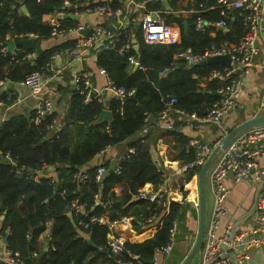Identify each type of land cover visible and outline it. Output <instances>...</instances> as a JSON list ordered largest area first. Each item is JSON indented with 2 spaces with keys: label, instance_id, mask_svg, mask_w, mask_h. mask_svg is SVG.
Masks as SVG:
<instances>
[{
  "label": "trees",
  "instance_id": "1",
  "mask_svg": "<svg viewBox=\"0 0 264 264\" xmlns=\"http://www.w3.org/2000/svg\"><path fill=\"white\" fill-rule=\"evenodd\" d=\"M139 1L145 3L149 11L163 8L159 0ZM181 1L169 0V6L172 10L177 9ZM62 2L0 0V83H22L33 72L51 76L53 55L75 45L74 41L47 45L52 29L43 18L59 8ZM77 4L78 10L83 12L88 7L102 4L123 7L124 0H80ZM23 6L28 14L22 10ZM201 6V15L211 24L206 33L196 30V15L187 19L174 14L163 16L167 24H177L181 28L182 38L178 44L148 45L143 38V28L137 23L130 27L136 41L130 43L128 52L120 53L118 49L128 41L123 35L117 48L110 47L108 41L103 43L96 55L97 67L106 70L116 87L134 89L132 98L136 103L128 99L121 105L114 98L105 103L100 96L86 101L85 95L71 86V89L66 88L69 95L66 125L58 133H54L56 112L47 115L40 123L33 120V112L30 120L21 114L9 117L0 125L2 233L7 239V248L27 264H116L115 257L107 250V226L90 224L85 230L80 225L81 221L88 223L93 216L105 214L111 221L122 216L133 217L138 233L151 226L144 222L154 213L159 220L164 219L162 227L152 238L139 244L126 243L130 254L138 255L141 260H151L155 249L169 242L170 228L183 214V205L172 203L165 215L163 209L155 211V204L140 199L139 193L148 183L155 189L166 184L168 172L155 150L159 138L164 137L169 146L170 158L185 166L196 161L197 148L182 131L188 117L182 116V121L170 116L173 127L166 129L160 124V113L166 108V102L175 98L170 115L181 111L206 117L219 99L217 90L222 87V83L209 80V76L213 71L223 69L222 65L191 68L189 64L177 62L176 54L187 48L204 53L212 47L238 46L247 32L236 11L232 12L225 30L213 25L222 19L218 0H193V4L183 10L200 9ZM185 21L187 28L184 27ZM104 26L116 33L120 31L114 26ZM211 31L216 33L215 37L211 36ZM11 41L14 51L3 54L2 47ZM130 55L135 56L141 66L135 72L128 61ZM78 84L84 89L83 82ZM16 101V94L0 88V104L12 105ZM104 109L113 114L111 124L97 122ZM152 125L156 126L151 128ZM144 129H147L146 133ZM124 143L123 156L116 164L104 162L102 166L107 172L98 179L99 165H93L92 161L107 149L118 148ZM130 149L134 152L129 153ZM118 166L121 168L119 173L115 171ZM49 167H56L54 175L44 174ZM199 170L200 167L196 166L189 168L187 181L198 175ZM75 173H86L87 180L78 182L73 178ZM116 188H121L120 195L115 193ZM75 200L84 205V213L72 212L70 206ZM2 216L4 220H1ZM50 222L52 232L48 250L38 251L39 238ZM85 235H89L87 240L83 237ZM123 259H129V254L124 253Z\"/></svg>",
  "mask_w": 264,
  "mask_h": 264
},
{
  "label": "built area",
  "instance_id": "2",
  "mask_svg": "<svg viewBox=\"0 0 264 264\" xmlns=\"http://www.w3.org/2000/svg\"><path fill=\"white\" fill-rule=\"evenodd\" d=\"M80 0H63L59 8H55L51 13L44 16L43 21L51 29V38H60L67 35H72V40L75 45L63 49L55 53L50 63V72L55 74L61 73L62 69L55 65L62 62L64 59H71L72 62L83 61L85 56L93 51L97 55L104 42L112 48H117L121 42L122 35L128 40L121 47L119 52L124 53L129 51L130 43L136 41V35L132 31L131 24L137 23L143 28V38L148 45H174L181 42V38L174 31L172 25H169L163 19V14L170 13L172 8L169 6V0H159L163 6L161 10L149 11L146 4L139 0H124L123 7H112L107 4L95 5V7L87 8L83 12L78 10V2ZM110 1V0H106ZM153 1V0H149ZM218 8L221 11L222 19L213 25L215 27L225 30L228 26V19L231 18L232 12L236 11L242 18L243 24L247 29L246 35L238 46L226 45L220 49L212 47L204 53H195L192 48H187L176 54L177 62H184L186 64H197L203 60L222 55H229L232 63L230 66H223L221 70L213 71L209 80H217L222 83V87L217 90L219 99L214 104L211 111L204 118L197 115H187L184 112L178 111L175 114L186 116L191 120L197 122H205L218 125L221 120L232 111L239 107V83L240 76L243 71L252 66L253 58L258 51L257 40L262 30L261 23L263 19L264 0H218ZM203 8L196 9L195 7L187 10L190 16L196 15L195 26L196 30L206 33L211 25L202 15ZM91 16L101 18L122 17L123 21L115 26V30L107 29L104 24L90 25L86 19ZM77 17V18H76ZM76 21V22H74ZM33 37V35H30ZM3 54L9 53L8 46H3L1 49ZM29 57H34L30 55ZM129 64L131 67L138 65L141 68L135 56H129ZM99 73L108 79V87L106 88L110 95L120 101L124 105L126 100L131 99L135 90H127L124 87H116L109 79L105 69L100 68ZM51 76H45L40 72H33L26 80L22 82L27 86L32 94L38 98V102L34 107V121L40 123L43 118L54 112V104L50 98L43 95L46 84L51 80ZM79 82H83L84 89H81ZM4 83H0V88L4 87ZM76 90H79L85 95V100L88 101L93 93H98L94 90L91 84V74L87 70H81L76 73L74 77V85ZM15 94V93H12ZM19 100V98L17 97ZM103 101V98L100 97ZM176 102L175 98H171L166 102V108L160 113V124L166 129H172L173 124L170 121V114L172 113L171 106ZM264 111V97L260 105L259 113ZM55 124V123H54ZM54 127V126H53ZM55 128V127H54ZM60 129H56L54 133H58ZM144 133L147 129L143 130ZM264 140V125L251 128L240 134L231 145L222 152L217 165L211 173L212 191L214 197V207L211 217H209L204 246L199 254L195 264H241L245 259H248L246 252L239 251L237 255L236 250L238 246L244 243V249L249 251L253 246L261 244L263 239H259L257 233L259 228L254 229L253 233H242L236 235L232 239L231 225L222 228L223 220L228 216L227 201L231 190L227 187L226 182L231 181L233 185L239 183H249L252 185L263 184L262 192L258 201V219L264 222V167L260 165V159L263 156V151L259 147L260 142ZM197 148L196 161L185 166L184 170H188L194 166L201 167L206 160L212 147L202 143H191ZM134 150L130 149L129 153ZM118 166L115 171L120 172ZM107 172L102 165L97 170V178L100 179ZM86 173H75L73 178L78 182H85L87 180ZM197 176V175H196ZM195 176V177H196ZM37 179V178H36ZM196 191V190H195ZM121 188H116L115 193L120 195ZM180 200L173 199L165 189H155L147 187L140 190L139 198L155 204V211L163 209L165 215L169 213L172 203L177 202L181 205L184 202H190L195 209L198 208V190L196 196L190 199V195ZM98 197V201H99ZM100 202V201H99ZM70 209L76 214L84 213L85 207L83 204L75 200L71 203ZM133 217L122 216L115 220H110L105 214L101 217L93 216L88 223L83 221L80 225L87 230L90 224L106 225L108 228V252L115 257L116 264H165V259L169 256L174 247L176 237L178 235L179 223L174 221L170 228L169 242L161 247L155 249L153 258L149 261L141 260L138 255H132L126 249V241L121 238L118 229L120 227L133 228ZM163 220H159L156 213L145 220V224L151 225L148 229H153L156 232L162 227ZM261 231V230H260ZM250 235V237H247ZM86 240L89 235L83 236ZM251 238V239H249ZM242 249V250H244ZM124 253L129 254V259H123ZM234 257L236 258L234 260ZM239 259V260H238ZM234 261V262H233ZM0 264H27L24 260L19 258L12 250L6 247L0 251Z\"/></svg>",
  "mask_w": 264,
  "mask_h": 264
},
{
  "label": "crops",
  "instance_id": "3",
  "mask_svg": "<svg viewBox=\"0 0 264 264\" xmlns=\"http://www.w3.org/2000/svg\"><path fill=\"white\" fill-rule=\"evenodd\" d=\"M192 4L193 0H182L179 2L178 8L173 9L170 13H167V15L174 14L180 16L183 19H187L191 16L187 13V10L183 9H186L188 5L190 6ZM165 15L166 14H163V16ZM122 21L123 19L121 16L114 18L91 16L86 19V22L90 25L106 24L109 26H117ZM172 27L174 28V31L178 33L180 38H182L181 28L177 24H172ZM184 27L187 28L186 21L184 22ZM261 27L262 30L257 40L258 51L253 58V64L243 71L240 76V92L238 96L239 107L230 114L226 115L218 125L186 119L184 121L185 123L182 125V131L184 134L190 137L192 141L203 142L204 144L213 147L212 145L218 143L222 137L232 128L251 118L255 114H259L260 105L264 97V9ZM211 36L215 37L216 33L211 31ZM72 38V35H67L60 38H50V40L47 42V45H59L61 43H65V41L72 40ZM55 66L57 68H61L62 72H55V74L53 73L51 80L44 88L43 95L53 101L54 112L58 113L55 124L56 129L58 128L61 130L66 125L65 112L67 107L66 103L69 97L68 93H66V88L68 87L71 89V86L73 87L74 77L79 71L87 70L91 74V77L94 74L93 88L98 92L97 94L103 98L105 103L113 98L106 89L108 87L107 77L99 73V68L96 65L95 52H89L83 61L72 62L71 59H64L62 62L56 63ZM4 90L10 91V93H15L19 100L17 99V101L12 105H6L4 103L0 104V125L11 116L21 114L31 116V113H33L34 107L39 100L32 94L31 90L27 86L22 83H7L4 87ZM178 118L179 120H182V116ZM157 123L158 122H154V124ZM155 126L156 125H152L151 128H154ZM259 147L263 151V156L260 159V165L264 167V140L260 142ZM125 148V143L118 148H109L106 150V152L97 156L94 161H92V164L99 166L104 162L116 164L123 156ZM155 150L159 160L163 163L165 169L168 172L166 184L161 188L165 189L167 193L175 200L186 198V194H188L191 190L192 193L190 197L194 196L198 190L196 179L194 178L189 182L187 181V170H184L185 165H183L178 160H173L170 158L171 150L169 146L166 145L164 137H161L157 140ZM219 158L220 156L212 164L207 177V193L210 195V200L212 203L210 210L208 209V217H211L214 207L211 173L214 167L217 165ZM55 172L56 167H49L48 170L44 172V174L54 175ZM42 173L43 172H40L39 174L42 175ZM146 187L147 189L153 188V185L148 183L146 184L145 188ZM256 191V184L252 185L249 183H242L234 186L231 189L226 205L228 216L223 220L222 228H225V226L229 224L233 228L235 222L253 205ZM188 204L191 205V208L188 207L187 202L182 204L183 214L178 219V235L173 249L171 250L169 256L165 259V264H181L192 245L193 239L196 236L198 226V221H196L197 217L195 214L196 209L193 207L192 203ZM118 231L121 238H123L126 242L133 244L142 243L152 238L156 234V231L153 229H147L138 233L134 225L132 229L128 227H120ZM253 231L254 225L251 221H249L241 226V230L238 235H241L242 233L251 234ZM51 232L52 223L50 222L48 223L45 232L39 238L38 251L48 250ZM247 237H250V235L246 236V238ZM5 239L6 238L2 233V223L0 221V251L6 247ZM263 243L264 239L261 244L253 246L249 251H246V248L241 250L242 253L246 252V254H248V259H245L241 264H264V251L260 250V245ZM237 254L238 253L235 255ZM235 259L236 258L234 257V260Z\"/></svg>",
  "mask_w": 264,
  "mask_h": 264
},
{
  "label": "water",
  "instance_id": "4",
  "mask_svg": "<svg viewBox=\"0 0 264 264\" xmlns=\"http://www.w3.org/2000/svg\"><path fill=\"white\" fill-rule=\"evenodd\" d=\"M22 10L28 14V10L26 6L22 7ZM77 18V17H76ZM8 52L12 53L14 51V43L8 42ZM232 63L231 57L229 55H222V56H215L206 60H203L197 64H190L189 66L191 68L195 66H206V65H222V66H230ZM138 69V65H135L133 67V72H135ZM95 96V93L92 94V97ZM132 102L136 103L135 98L130 99ZM142 111L145 112V109L142 107ZM27 119H31L30 115L26 116ZM171 118L173 120L178 118L177 114H172ZM107 121L109 124L113 122V114L110 110L104 109L101 114L98 117V123ZM264 125V111H261L258 115H254L251 118L243 121L242 123L238 124L234 128H232L230 131H228L222 139L216 143L211 151L209 152L206 160L200 167L199 173L197 175V185H198V200H199V208L196 211V217L198 221L196 236L193 239L192 245L187 252L183 262L181 264H195L199 254L201 253L204 241H205V233L206 228L208 224V193H207V177L209 170L214 163V161L222 154L224 150H226L231 143L243 132L254 128L256 126H262ZM46 140V139H44ZM244 183V182H243ZM227 187L231 190L234 186L231 181L226 182ZM257 191L254 199L253 205L249 208V210L242 215L233 225L232 228V239H235L236 235L240 232L241 226L249 221L252 222L254 225V229L259 228V232L257 233V236L259 239H264V222L258 219V201L262 192L263 184H258ZM118 206L121 205L120 202H116ZM5 217L2 216L1 220H4ZM261 230V231H260ZM251 239V238H249ZM7 239H5L6 242ZM246 240L242 243V246H238V249L235 251L238 253L242 249H244L245 245L244 243ZM260 250L264 251V243L260 245ZM235 264H238L237 262Z\"/></svg>",
  "mask_w": 264,
  "mask_h": 264
},
{
  "label": "rangeland",
  "instance_id": "5",
  "mask_svg": "<svg viewBox=\"0 0 264 264\" xmlns=\"http://www.w3.org/2000/svg\"><path fill=\"white\" fill-rule=\"evenodd\" d=\"M6 85V84H5ZM5 85H4V87H5ZM95 96H99L97 93H95ZM196 176V175H195ZM194 176V178L196 179V181H197V176L195 177ZM193 178V179H194ZM195 191V190H194ZM190 193V192H189ZM189 193L188 194H186V197L189 195ZM192 198H194V196H192V197H190V199H192ZM188 203H190V202H187V205H188V207H190L191 208V205L190 204H188ZM186 205V204H185ZM212 206V203H211V200H210V195L208 194V209L210 210V207ZM198 208H199V204H198ZM198 208L195 210V212L198 210ZM196 214H197V212H196ZM208 220H209V217H208ZM197 221V220H196Z\"/></svg>",
  "mask_w": 264,
  "mask_h": 264
},
{
  "label": "bare ground",
  "instance_id": "6",
  "mask_svg": "<svg viewBox=\"0 0 264 264\" xmlns=\"http://www.w3.org/2000/svg\"><path fill=\"white\" fill-rule=\"evenodd\" d=\"M194 196H196V193H195V195ZM177 199H178V197H177Z\"/></svg>",
  "mask_w": 264,
  "mask_h": 264
}]
</instances>
